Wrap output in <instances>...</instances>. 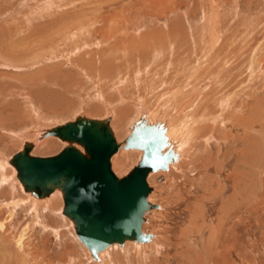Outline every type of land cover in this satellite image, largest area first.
Here are the masks:
<instances>
[{"label": "rangeland", "instance_id": "rangeland-1", "mask_svg": "<svg viewBox=\"0 0 264 264\" xmlns=\"http://www.w3.org/2000/svg\"><path fill=\"white\" fill-rule=\"evenodd\" d=\"M163 103L178 119L190 103L203 120L178 163L148 177L154 240L112 245L97 262L60 193L35 202L8 160L79 113H109L122 141L140 104ZM37 144L39 156L62 147ZM139 155L120 148L113 171ZM0 223V264H264V0H0Z\"/></svg>", "mask_w": 264, "mask_h": 264}, {"label": "water", "instance_id": "water-1", "mask_svg": "<svg viewBox=\"0 0 264 264\" xmlns=\"http://www.w3.org/2000/svg\"><path fill=\"white\" fill-rule=\"evenodd\" d=\"M108 122L109 117H76L43 129L40 137L54 136L65 145L53 155L39 156L31 155L32 144L23 141L8 161L24 192L42 198L53 190L60 191L62 214L71 221L77 240L96 261L97 252L112 244L150 240L151 233L143 232L141 224L144 213L158 206L147 200L151 188L146 176L166 170L176 159L162 123H148L141 116L131 124L121 145L123 149L139 150V158L125 174L116 176L110 157L120 143Z\"/></svg>", "mask_w": 264, "mask_h": 264}, {"label": "bare ground", "instance_id": "bare-ground-1", "mask_svg": "<svg viewBox=\"0 0 264 264\" xmlns=\"http://www.w3.org/2000/svg\"><path fill=\"white\" fill-rule=\"evenodd\" d=\"M255 63V62H254ZM202 65V64H201ZM203 66V65H202ZM200 67V66H199ZM110 68V67H109ZM103 69H104V67H103ZM252 69H253V66H252ZM202 70V69H201ZM251 73H253L252 71H251ZM194 75V74H193ZM195 76V75H194ZM169 77V76H168ZM167 77V78H168ZM198 77V76H197ZM166 78V79H167ZM191 78V77H190ZM192 78H194L195 79V77H192ZM169 79H170V77H169ZM187 80V79H186ZM126 81V80H125ZM168 83L167 84H169V82L170 81H167ZM186 82V81H185ZM188 82H189V79H188ZM170 85V84H169ZM183 85V84H182ZM194 86V85H193ZM242 87V86H241ZM159 88V87H158ZM178 88H180V87H178ZM182 88V87H181ZM157 89V88H156ZM164 89V88H163ZM172 89H174V88H172ZM183 89V88H182ZM182 89H180V90H182ZM239 89V88H238ZM175 90V89H174ZM185 90V89H184ZM200 90V89H199ZM210 90V89H209ZM164 92H165V90H163ZM169 91V90H168ZM170 92V91H169ZM176 92H177V90H176ZM182 92V91H181ZM200 92V91H199ZM207 92V91H206ZM210 92V91H209ZM209 92H208V94H209ZM119 93V92H118ZM180 93V92H179ZM178 92H177V95L179 94ZM160 94V93H159ZM162 94V93H161ZM170 94H171V92H170ZM181 94V93H180ZM184 94V93H183ZM162 95H165V93L164 94H162ZM176 95V94H175ZM204 95V94H203ZM160 97L159 95H156V97ZM170 96H172V95H170ZM213 96V95H212ZM157 97V98H158ZM165 97V96H164ZM177 97V96H176ZM180 96H178V98H179ZM198 97V96H197ZM196 97V98H197ZM120 98H121V95H120ZM142 98V97H141ZM155 98V97H154ZM161 98H163V97H161ZM223 98V97H222ZM171 99H173V98H171ZM171 99H169V100H171ZM200 99H201V97H200ZM203 99H205V98H203ZM141 100V99H140ZM144 100V99H143ZM142 100V101H143ZM159 100V102L160 101H162L161 99H158ZM176 100V99H175ZM174 100V101H175ZM141 101V102H142ZM157 101V100H156ZM172 101V100H171ZM170 101V102H171ZM173 101V102H174ZM206 101V100H205ZM121 102V101H120ZM152 102V101H151ZM170 102L168 103V105L170 104ZM195 102V101H194ZM194 102H191V103H194ZM203 102V101H202ZM211 102V101H210ZM222 102V101H221ZM176 104V103H175ZM199 104V103H198ZM198 104H195V105H197L196 106V108L198 107ZM205 104V103H204ZM145 105V104H144ZM190 103H189V108H187L186 107V109H188L189 110V113L187 112V113H184L185 112V110H182V109H180V110H182L183 111V115H182V113H181V115L182 116H180L179 117V119L176 117L175 118V116H172V115H169L168 114V112L166 111V110H168V108H166V106H167V104L166 103H163V105H160L159 107H157V108H155V109H153V110H150L149 108H146V107H144V106H142V104H140V106H139V113L140 114H138V116L139 117H141V116H143V118L144 119H146V121L148 122V123H155V122H160V123H162V125H163V127L165 128V135L167 136V139L169 140V147L173 150V152L176 154V159L174 160V161H172V162H170L169 164H168V166H167V169L166 170H163V171H156V172H150V173H148L147 174V176H146V181H147V184L150 186V192L152 191V187H151V185L149 184V180H148V177L150 176V175H152V174H155V173H157V172H164V171H167L169 168H170V165H175L176 163H178V161H179V159L180 158H182L181 156V153L183 152V151H185L186 150V141L184 142V140L183 139H185L186 138V135H187V131L188 130H190L189 129V126H191L190 124H197L199 121H201V120H203V117H199V120H192L191 119V117L189 116L191 113H192V106H191V108H190ZM183 106V105H182ZM187 106V105H186ZM165 108H166V110H165ZM123 110V109H122ZM164 110H165V112H164ZM126 111V110H125ZM124 111V112H125ZM114 112V113H113ZM112 112V114H115V111H113ZM120 112V111H119ZM124 112H122V113H124ZM177 112H180V111H177ZM121 113V112H120ZM119 113V114H120ZM223 113V112H222ZM193 114V113H192ZM121 115V114H120ZM122 115H124V114H122ZM166 115V116H165ZM169 116H170V118H169ZM76 117H84V118H86V119H91V120H101V119H103V118H105V117H109V122H108V124H109V127H110V129H111V131H112V133H113V136L115 137V140L118 142V143H120V147H119V149L120 148H122V141H119L118 139H117V137H116V135H115V133H114V131L112 130V126H111V115L108 113V115H106V116H104V117H102V118H91V117H87V116H85L84 114H82V113H79L78 115H76L73 119H71V120H68V121H66V122H70V121H73V120H75V118ZM138 117V118H139ZM137 118V119H138ZM136 119V120H137ZM175 119H176V121H175ZM135 120V121H136ZM206 120V119H205ZM63 123H65V122H63ZM62 123V124H63ZM59 125H61V124H59ZM131 127V125L128 127V133H129V128ZM43 129H48V128H41V129H38V130H36V131H34L33 132V134H34V138H33V140H28V139H26V140H24V141H27V142H30L31 144H32V148H31V150H30V154L31 155H34L32 152V150L34 149V147L36 146V144L39 142H41V140H43V139H45V138H47V137H54V136H44V137H40V133L42 132V130ZM54 138H57V137H54ZM58 139V138H57ZM60 140V139H59ZM61 141V140H60ZM45 142H46V140H45ZM62 142V147L65 145V142H63V141H61ZM23 143V142H22ZM38 145V144H37ZM73 145H75V144H73ZM61 147V148H62ZM75 147L79 150V151H82V148L79 146V145H75ZM118 149V150H119ZM123 149V148H122ZM117 150V151H118ZM123 150H136V149H133V148H130V149H123ZM137 151H139V150H137ZM139 153H140V151H139ZM114 154H116V152L114 153ZM114 154L110 157V167H111V170L113 171V169H112V165H111V158H113L114 157ZM48 156V155H47ZM8 160V159H7ZM9 161V160H8ZM9 163V162H8ZM10 164V163H9ZM11 165V164H10ZM12 166V165H11ZM13 167V166H12ZM174 168H175V166H173ZM14 168V167H13ZM15 170V169H14ZM114 172V171H113ZM114 174L116 175V176H118L115 172H114ZM159 176H161V179L160 180H157V181H161L164 177L162 176V175H159ZM21 185V184H20ZM22 187V186H21ZM23 190V189H22ZM55 191H58L59 193H60V191L59 190H53L52 192H50L47 196H45V197H42V198H35V197H33V196H31L28 192H24V193H26V194H28V196H29V198H31L32 200H34L35 202H42V203H44V202H47V198H48V196H50V194H52V193H54ZM150 192L148 193V195H147V200L150 202V200H149V194H150ZM60 195H61V193H60ZM45 199L46 201H41L40 199ZM49 199H51V198H49ZM15 200V199H14ZM18 200V199H17ZM25 200V199H24ZM23 200V201H24ZM29 200V199H28ZM21 201V200H20ZM20 201L18 200L17 202L15 201V203H20ZM51 201V200H50ZM14 202V201H13ZM151 203V202H150ZM32 204V203H31ZM46 205H48V204H46ZM158 207H155V209H160V205L159 204H156ZM48 207H50L49 205H48ZM32 208H34V207H32ZM35 209V208H34ZM152 209H154V208H151V209H149L148 211H146L145 213H144V221L142 222V224H141V229H142V231L143 232H149V233H151V238H150V240L148 241V242H144V243H135V242H133V243H135L136 245H142V244H146V243H149V242H151L152 240H154V237H155V234L154 233H152L149 229H147L146 231H144V229H143V224H144V222H146V216L147 215H149L150 213H151V211H152ZM36 212V211H35ZM61 213V212H60ZM40 218V217H39ZM38 218V219H39ZM7 219V218H6ZM37 219V220H38ZM40 220H41V218H40ZM39 220V221H40ZM71 222V221H70ZM4 223V222H3ZM3 223H0V227H1V229H3L4 228V224ZM39 224V223H38ZM72 224V223H71ZM72 226V225H71ZM46 227V226H45ZM27 228V227H26ZM56 230V229H55ZM25 235V234H24ZM24 235L21 233V235L19 234V236H18V238H17V245H18V248H22L23 247V238H24ZM16 240V239H15ZM126 244V241L125 242H123V244L121 245V247H123L124 245ZM128 244V243H127ZM130 244V243H129ZM112 245H117V244H112ZM112 245H110V246H112ZM134 245V244H133ZM135 245V246H136ZM110 246H108V247H110ZM108 247H106L107 249H108ZM141 247V246H140ZM103 249V250H101V251H98L97 252V256H98V260H97V262H102V263H104V258H106L105 256H106V254H105V252H106V250L107 249ZM137 248H139V247H137ZM22 250V249H21ZM102 254V255H101ZM105 254V255H104Z\"/></svg>", "mask_w": 264, "mask_h": 264}]
</instances>
